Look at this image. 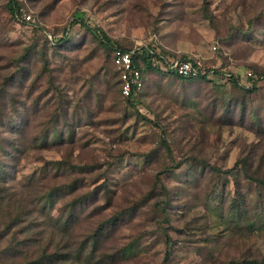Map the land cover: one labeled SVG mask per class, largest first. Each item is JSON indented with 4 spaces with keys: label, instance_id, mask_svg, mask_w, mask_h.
Listing matches in <instances>:
<instances>
[{
    "label": "rangeland",
    "instance_id": "obj_1",
    "mask_svg": "<svg viewBox=\"0 0 264 264\" xmlns=\"http://www.w3.org/2000/svg\"><path fill=\"white\" fill-rule=\"evenodd\" d=\"M18 1L13 15L0 0V225L23 214L16 238L54 235L76 256L54 264L264 258V185L250 178L264 179V76L245 92L224 74L249 87L246 72H264V0ZM77 19L221 70H146L131 103L113 50Z\"/></svg>",
    "mask_w": 264,
    "mask_h": 264
},
{
    "label": "trees",
    "instance_id": "obj_2",
    "mask_svg": "<svg viewBox=\"0 0 264 264\" xmlns=\"http://www.w3.org/2000/svg\"><path fill=\"white\" fill-rule=\"evenodd\" d=\"M207 2L204 1V7H206ZM6 6L11 14L17 15L19 13L20 5L18 0H7ZM75 22L80 23L83 25L88 31L91 33H96L100 35L103 38V44L111 48L112 50L116 47H121L120 45H114L111 38L107 35V33L100 27L96 25H91L90 23L84 21L83 19H77ZM60 41L66 40L65 37H60ZM145 50L142 54L137 55V60L141 63L143 73L146 70L150 71H157L159 72L160 69V63L164 62L161 56L168 57L171 55L168 51L160 48L157 50L155 47H152L151 45H147ZM181 59H187L192 58L188 56L185 53H181L177 56ZM218 73V72H217ZM174 74V73H172ZM220 74V73H219ZM255 76L257 77H263L264 72L255 70L254 72ZM177 78H188V77H182L177 74H174ZM209 77V74H201L197 77L192 78H200L202 80H207ZM190 78V77H189ZM226 79L230 80L236 87L242 89L245 92H252L256 89V82L253 81L251 83V86L244 87L239 83V80L234 76L227 77ZM140 92V91H139ZM138 92V93H139ZM137 94H131L127 96L128 100L132 102V99H137ZM228 170V169H227ZM250 178L260 184L264 185V179L258 178L255 176H250ZM2 187H0V190ZM48 196L52 195V192L47 194ZM3 196L0 193V204L3 203ZM1 206V205H0ZM30 211V209H29ZM71 210H68V213ZM23 214H16L15 216L9 217V220L5 221L4 227L0 225V264H6L7 260L13 261L11 264H15L14 261L17 257H19L21 254L22 256L25 254L26 258L23 264H54L55 262L60 261H67V260H75L76 256L73 255L71 249H67V252H61L60 248L62 249V245L59 243H54V235L49 237L48 241H43V238H36L34 237V233L31 231L26 232V227L23 231H21L20 238H16L14 236V233H11V228L14 226H20V223L25 221L26 218L22 217ZM77 216L74 212H70L69 215L66 217V223L64 228L67 229L70 224H72L75 220H77ZM33 223V222H32ZM26 226V225H24ZM36 238V239H35ZM86 239L84 240L82 249L86 246ZM5 244V245H4ZM67 248H69V244L66 243L65 245ZM93 250H96V246L92 247ZM31 251L30 253H28ZM20 254V255H19ZM246 264H264V258L261 259H255V260H246ZM229 264H234L233 262Z\"/></svg>",
    "mask_w": 264,
    "mask_h": 264
},
{
    "label": "built area",
    "instance_id": "obj_3",
    "mask_svg": "<svg viewBox=\"0 0 264 264\" xmlns=\"http://www.w3.org/2000/svg\"><path fill=\"white\" fill-rule=\"evenodd\" d=\"M27 20L31 19L30 14H25ZM147 46H136L133 48H119L113 49L112 60L115 68L117 78L119 81V88L121 95L127 97L131 94H137L144 85V73L141 63L137 60V55L142 54ZM215 48V46H213ZM163 63L160 65L169 73H174L182 77H197L201 74H213L221 70L215 64L205 65L199 59L187 58L181 59L178 57H164ZM227 76L237 75L233 73H224ZM245 77L250 79V84L259 78L248 70Z\"/></svg>",
    "mask_w": 264,
    "mask_h": 264
},
{
    "label": "crops",
    "instance_id": "obj_4",
    "mask_svg": "<svg viewBox=\"0 0 264 264\" xmlns=\"http://www.w3.org/2000/svg\"><path fill=\"white\" fill-rule=\"evenodd\" d=\"M181 49H180V51H176V52H180V53H185V54H187L188 56H190V57H193V55H192V52H194V51H192L193 49H189V47H180ZM177 50H179V49H177ZM169 52V51H168ZM170 53V52H169ZM171 54V53H170ZM194 54V53H193ZM174 57L172 54L169 56V57Z\"/></svg>",
    "mask_w": 264,
    "mask_h": 264
}]
</instances>
